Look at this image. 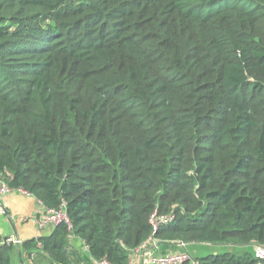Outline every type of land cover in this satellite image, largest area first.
I'll list each match as a JSON object with an SVG mask.
<instances>
[{
    "label": "trees",
    "instance_id": "16d2710c",
    "mask_svg": "<svg viewBox=\"0 0 264 264\" xmlns=\"http://www.w3.org/2000/svg\"><path fill=\"white\" fill-rule=\"evenodd\" d=\"M0 178L70 220L34 264H129L155 212L157 252L264 264V0H0Z\"/></svg>",
    "mask_w": 264,
    "mask_h": 264
},
{
    "label": "crops",
    "instance_id": "0c3cea01",
    "mask_svg": "<svg viewBox=\"0 0 264 264\" xmlns=\"http://www.w3.org/2000/svg\"><path fill=\"white\" fill-rule=\"evenodd\" d=\"M2 204L5 212H0V238L15 237L21 242L20 246H13L12 262L34 264L37 253L25 251L23 243L38 237L49 236L55 227L38 230L36 219L43 210V206L32 196L13 192L3 198ZM68 250L73 260L88 257L87 248L78 238L69 239ZM90 261L91 264H97L91 259ZM139 263L138 255L131 256V264Z\"/></svg>",
    "mask_w": 264,
    "mask_h": 264
},
{
    "label": "built area",
    "instance_id": "2783aa9c",
    "mask_svg": "<svg viewBox=\"0 0 264 264\" xmlns=\"http://www.w3.org/2000/svg\"><path fill=\"white\" fill-rule=\"evenodd\" d=\"M13 192H19L30 196L26 192L20 189H12L9 185L0 178V212H5L2 200ZM175 219L173 214L158 215L157 212L151 215L149 224L152 228V236L146 244H143L139 249L131 252V256H139V264H198L191 256L185 251L186 244L179 243L178 246L183 249L181 252L168 253L165 255H156V251L159 247V241L155 238L156 233L160 228L172 223ZM36 225L39 231L45 230L49 227H58L60 225H66L68 229L71 228L70 220L66 214L64 206L57 209L43 210L36 219ZM21 242L15 237L0 238V247L3 246H15L18 247ZM255 256L260 261L264 262V247L256 246ZM97 264H108L106 261L97 262ZM131 264V259L129 261Z\"/></svg>",
    "mask_w": 264,
    "mask_h": 264
},
{
    "label": "rangeland",
    "instance_id": "374dc122",
    "mask_svg": "<svg viewBox=\"0 0 264 264\" xmlns=\"http://www.w3.org/2000/svg\"><path fill=\"white\" fill-rule=\"evenodd\" d=\"M230 251L226 246H217V245H201V244H187L186 252L192 256V258L200 259L214 254H221L226 251ZM157 252L156 255H165L171 253L170 251L166 252ZM232 251V250H231ZM17 264V262H13Z\"/></svg>",
    "mask_w": 264,
    "mask_h": 264
}]
</instances>
